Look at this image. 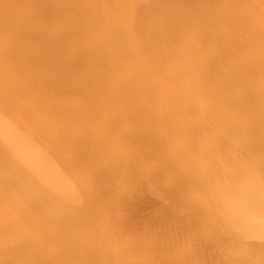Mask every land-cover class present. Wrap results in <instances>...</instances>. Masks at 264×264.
Segmentation results:
<instances>
[{
    "label": "bare ground",
    "instance_id": "1",
    "mask_svg": "<svg viewBox=\"0 0 264 264\" xmlns=\"http://www.w3.org/2000/svg\"><path fill=\"white\" fill-rule=\"evenodd\" d=\"M0 264H264V0H0Z\"/></svg>",
    "mask_w": 264,
    "mask_h": 264
},
{
    "label": "rangeland",
    "instance_id": "2",
    "mask_svg": "<svg viewBox=\"0 0 264 264\" xmlns=\"http://www.w3.org/2000/svg\"><path fill=\"white\" fill-rule=\"evenodd\" d=\"M147 214H148V212H147ZM215 254H216V252H213V253H211L212 257H214V256H215Z\"/></svg>",
    "mask_w": 264,
    "mask_h": 264
}]
</instances>
